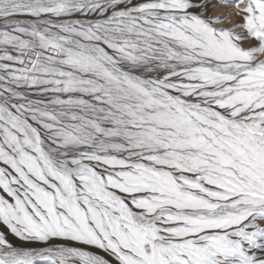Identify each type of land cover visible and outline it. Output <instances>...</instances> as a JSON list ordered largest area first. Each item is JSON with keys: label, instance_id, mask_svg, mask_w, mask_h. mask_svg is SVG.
<instances>
[{"label": "snow or ice", "instance_id": "snow-or-ice-1", "mask_svg": "<svg viewBox=\"0 0 264 264\" xmlns=\"http://www.w3.org/2000/svg\"><path fill=\"white\" fill-rule=\"evenodd\" d=\"M0 264H264V0H0Z\"/></svg>", "mask_w": 264, "mask_h": 264}, {"label": "rangeland", "instance_id": "rangeland-1", "mask_svg": "<svg viewBox=\"0 0 264 264\" xmlns=\"http://www.w3.org/2000/svg\"><path fill=\"white\" fill-rule=\"evenodd\" d=\"M228 8V5H220L219 9L217 8L215 11L216 12H223L226 11Z\"/></svg>", "mask_w": 264, "mask_h": 264}, {"label": "bare ground", "instance_id": "bare-ground-1", "mask_svg": "<svg viewBox=\"0 0 264 264\" xmlns=\"http://www.w3.org/2000/svg\"><path fill=\"white\" fill-rule=\"evenodd\" d=\"M219 9V8H218Z\"/></svg>", "mask_w": 264, "mask_h": 264}]
</instances>
